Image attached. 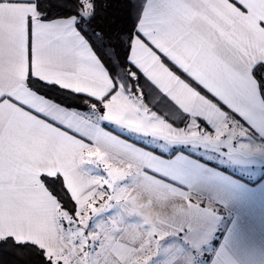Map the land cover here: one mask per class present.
Listing matches in <instances>:
<instances>
[{
	"label": "snow or ice",
	"instance_id": "6c2138e0",
	"mask_svg": "<svg viewBox=\"0 0 264 264\" xmlns=\"http://www.w3.org/2000/svg\"><path fill=\"white\" fill-rule=\"evenodd\" d=\"M127 7L129 24L114 32L97 20L98 0H0V246L37 264H152L170 233L195 243L217 215L173 186V161L102 135L103 121L264 151L243 142L264 139V0ZM136 186L185 206L154 218L130 195Z\"/></svg>",
	"mask_w": 264,
	"mask_h": 264
},
{
	"label": "crops",
	"instance_id": "0c3cea01",
	"mask_svg": "<svg viewBox=\"0 0 264 264\" xmlns=\"http://www.w3.org/2000/svg\"><path fill=\"white\" fill-rule=\"evenodd\" d=\"M100 127L102 135L114 133L141 147L151 145L158 154L173 161L171 171L179 182L173 186L210 202L217 210V215L195 243L185 233H170L165 237L152 264H177L179 260L181 264L182 260H190L184 264H192V260L199 264H264V151L229 152L223 147L217 149L198 142L169 143L106 121L101 122ZM257 138L249 136L243 142L264 144V139ZM239 143L237 141V146ZM214 156L217 163L211 159ZM224 163L260 172L251 178L242 177ZM85 168L96 174L103 173L102 167L86 165ZM130 195L154 218H169L186 203L173 197L158 198L143 186L130 189ZM133 260L139 264V258L133 257Z\"/></svg>",
	"mask_w": 264,
	"mask_h": 264
},
{
	"label": "trees",
	"instance_id": "16d2710c",
	"mask_svg": "<svg viewBox=\"0 0 264 264\" xmlns=\"http://www.w3.org/2000/svg\"><path fill=\"white\" fill-rule=\"evenodd\" d=\"M55 3L56 0H53ZM100 8L97 20L110 31H119L129 24L128 0H98ZM79 99V98H77ZM253 181L252 183H256ZM0 264H37L30 250L17 251L0 246Z\"/></svg>",
	"mask_w": 264,
	"mask_h": 264
},
{
	"label": "rangeland",
	"instance_id": "374dc122",
	"mask_svg": "<svg viewBox=\"0 0 264 264\" xmlns=\"http://www.w3.org/2000/svg\"><path fill=\"white\" fill-rule=\"evenodd\" d=\"M206 126V125H205ZM207 127V126H206ZM258 137V136H257ZM257 139L261 140V137H258ZM264 141V140H263ZM214 163H217V158L216 156H214V158H211ZM225 167H227L228 169H230L231 171L238 173L239 175H241L242 177H247V178H251L252 176H254L256 173L260 172V170L258 169H251L249 170L247 167L246 168H241V167H237L235 165L232 164H228V163H224L223 164ZM181 260H179L177 262V264H181L180 263ZM190 260H182V264L184 263H188ZM192 264H199L195 262V260H192Z\"/></svg>",
	"mask_w": 264,
	"mask_h": 264
}]
</instances>
